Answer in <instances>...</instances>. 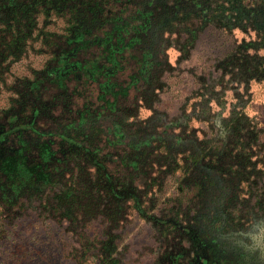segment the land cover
Returning a JSON list of instances; mask_svg holds the SVG:
<instances>
[{"label":"rangeland","instance_id":"rangeland-1","mask_svg":"<svg viewBox=\"0 0 264 264\" xmlns=\"http://www.w3.org/2000/svg\"><path fill=\"white\" fill-rule=\"evenodd\" d=\"M253 1L202 25L173 0H0V264H264V82L234 74Z\"/></svg>","mask_w":264,"mask_h":264},{"label":"trees","instance_id":"trees-1","mask_svg":"<svg viewBox=\"0 0 264 264\" xmlns=\"http://www.w3.org/2000/svg\"><path fill=\"white\" fill-rule=\"evenodd\" d=\"M237 1L242 3L246 0H173V3L175 7H179L178 10L181 8L185 9L183 14H186L191 10H196L202 25L211 24L212 22L218 25V23L215 21L217 14L224 15V11L233 13V8L235 7ZM252 4H255L254 7L257 8L256 11L252 10L253 7L247 8L240 6L238 8L240 10L242 9V12H246L244 15L247 17V19H257V17L261 16V21L258 22L259 27L257 29L261 35L259 42L254 46L257 48V50L259 49L260 52L252 56H237L235 58L236 63L234 68L237 69L234 74L236 75V80L240 83H244L246 87L250 80L264 82V0L255 2L253 1ZM222 26H224V24H222ZM231 26L232 23L229 22V30H231ZM228 121L229 122H227V124H230L229 130L231 131L227 129L226 133H228L230 137L227 138V141H224L223 144H228V147H230L231 151L242 153L247 149L250 142V140L245 139V134L247 133L245 132L246 127L242 125V122L239 118L231 117ZM253 131H255V134H258L256 128H253ZM226 137L227 135L225 134V138ZM228 176L229 177L225 179V181H228V184H224L221 187L210 190L209 187H206L205 191L208 190V193L205 195L202 193L200 195L199 202L212 203L217 202V198H219V200H223V198L225 199L231 191L230 183L232 179L230 176L232 175ZM200 203L199 205H202Z\"/></svg>","mask_w":264,"mask_h":264}]
</instances>
